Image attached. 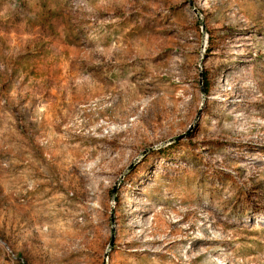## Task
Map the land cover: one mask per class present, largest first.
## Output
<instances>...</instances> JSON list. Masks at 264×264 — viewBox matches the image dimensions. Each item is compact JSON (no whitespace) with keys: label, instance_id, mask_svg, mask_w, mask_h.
<instances>
[{"label":"rangeland","instance_id":"1","mask_svg":"<svg viewBox=\"0 0 264 264\" xmlns=\"http://www.w3.org/2000/svg\"><path fill=\"white\" fill-rule=\"evenodd\" d=\"M0 264H264V0H0Z\"/></svg>","mask_w":264,"mask_h":264},{"label":"trees","instance_id":"2","mask_svg":"<svg viewBox=\"0 0 264 264\" xmlns=\"http://www.w3.org/2000/svg\"><path fill=\"white\" fill-rule=\"evenodd\" d=\"M239 34V32H237V33H233V34H230V42L233 40V38H234V36H236V35H238ZM230 46V45H229ZM231 47V46H230ZM233 54V53H232ZM222 56H224V58H222V61H220V63H218L219 64V67L220 66H222V67H224V69H223V72L226 70V69H228L230 66H234V65H236V64H238V63H246V62H248V61H250V60H248V58L249 57H245V58H247V59H242V55H230V53H228V51H226L225 52V54H223ZM219 82L217 81V84H218ZM216 87V86H215ZM214 87V88H215ZM213 88V89H214ZM216 104V103H215ZM209 108H211V107H209ZM214 110H215V106L213 107V109H212V113L213 114H215L214 113ZM212 142H216V140L215 139H213L212 140Z\"/></svg>","mask_w":264,"mask_h":264}]
</instances>
